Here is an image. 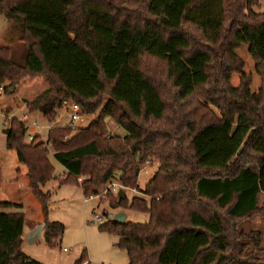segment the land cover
<instances>
[{"label": "trees", "instance_id": "obj_1", "mask_svg": "<svg viewBox=\"0 0 264 264\" xmlns=\"http://www.w3.org/2000/svg\"><path fill=\"white\" fill-rule=\"evenodd\" d=\"M258 1L0 0V14L18 24L25 46L22 64L0 46L1 113L11 112L13 98L49 123L69 103L83 115L99 109L69 140L70 128L56 127L45 143L37 135L26 143L27 123L17 118L2 130L44 214L49 197L40 188L53 179L50 157L64 170L58 183L77 185L84 197L112 181L137 189L140 164L156 160L140 191L149 202L128 201L124 189L108 201L148 222L99 228L118 237L128 264H259L262 234L238 230L263 211ZM106 118L126 134L110 135ZM20 210L0 201V264H40L22 252ZM42 233L54 249L64 227L45 222ZM84 262L85 252L75 264Z\"/></svg>", "mask_w": 264, "mask_h": 264}, {"label": "rangeland", "instance_id": "obj_2", "mask_svg": "<svg viewBox=\"0 0 264 264\" xmlns=\"http://www.w3.org/2000/svg\"><path fill=\"white\" fill-rule=\"evenodd\" d=\"M253 13L264 16V0H259L252 8ZM19 37L18 24L10 20L4 14H0V46H7L11 50V57L22 64L25 46L17 40ZM149 66H151L149 64ZM155 74H159V69ZM34 77H32L33 79ZM108 96H103V103ZM70 106L62 107L57 111L54 122L49 123L38 112L27 114L25 107L19 98H13L11 112L8 115L0 111V130L6 129L12 118L27 123V136L37 135L44 143L49 129L56 127L70 128L71 133L65 139L69 140L77 134L79 128L86 127L99 113V109L91 115L84 116V122L70 123ZM219 115V111L212 108ZM33 123L36 125L33 126ZM106 130L110 135L124 136L126 132L116 125L111 119L106 118ZM6 137L0 135V201H8L21 206L20 212L24 216L25 236L45 222H57L63 225L64 233L58 245L48 248L41 238L36 244L28 245L23 242L22 252L27 257L40 264H75L83 252L85 261L83 264H128L126 252L117 248L118 237L100 231V225L93 223L95 216L102 217L106 223L110 222L109 215L123 212L126 222L145 224L148 215L120 209H111L109 199L115 198L117 192L124 189L128 201L136 197L149 202L151 199L140 193L148 180L158 167L156 160H149L140 164L141 172L138 176L137 189L122 188L119 183L112 181L118 187L113 190L108 185L96 188V194L84 197L82 190L75 184L60 185L58 178L64 170L50 157L54 168L53 179L47 181L41 188L43 195H48L46 215L41 202L33 194L26 178V169L17 160L15 151L9 150L5 145ZM28 143L27 138L24 140ZM61 178V177H60ZM112 183V184H113ZM111 184V183H110ZM92 198V199H90ZM90 199V200H89ZM86 200V202H85ZM259 207L263 210L250 221L238 226L239 231L248 233L259 231L262 234V248L264 249V193L259 197ZM43 237V233H42ZM65 249V251H63ZM264 264V255L259 258Z\"/></svg>", "mask_w": 264, "mask_h": 264}, {"label": "water", "instance_id": "obj_3", "mask_svg": "<svg viewBox=\"0 0 264 264\" xmlns=\"http://www.w3.org/2000/svg\"><path fill=\"white\" fill-rule=\"evenodd\" d=\"M109 219L116 224H123L126 221V215L123 212H119L115 215L110 214ZM44 230V225L39 226L36 229L32 230L25 236V241L28 245L36 244L42 238V232Z\"/></svg>", "mask_w": 264, "mask_h": 264}, {"label": "built area", "instance_id": "obj_4", "mask_svg": "<svg viewBox=\"0 0 264 264\" xmlns=\"http://www.w3.org/2000/svg\"><path fill=\"white\" fill-rule=\"evenodd\" d=\"M84 116L85 115H83L81 113V111H80V109H79V107L77 105H71L70 106V123L71 124L76 123V122H79V123L84 122ZM35 125L36 124L33 123V126H35ZM1 133H2V130H0V135H1ZM32 138H33V135L30 134V135H28L27 139L30 141V140H32ZM108 187L109 188L111 187L113 190H115L118 186L113 183V184H109ZM90 199H92V198H90ZM85 202H86V200H85ZM105 222L106 221H104L102 217L95 216V219H94L93 223H96V224L101 226ZM63 251H65V249Z\"/></svg>", "mask_w": 264, "mask_h": 264}, {"label": "crops", "instance_id": "obj_5", "mask_svg": "<svg viewBox=\"0 0 264 264\" xmlns=\"http://www.w3.org/2000/svg\"><path fill=\"white\" fill-rule=\"evenodd\" d=\"M23 241H25V233H24V228H23V235H22Z\"/></svg>", "mask_w": 264, "mask_h": 264}]
</instances>
